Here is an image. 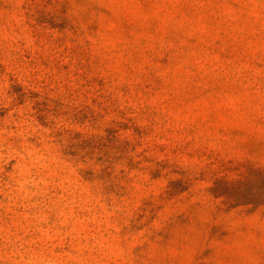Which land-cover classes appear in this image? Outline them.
<instances>
[{
    "label": "rangeland",
    "instance_id": "1",
    "mask_svg": "<svg viewBox=\"0 0 264 264\" xmlns=\"http://www.w3.org/2000/svg\"><path fill=\"white\" fill-rule=\"evenodd\" d=\"M0 264H264V0H0Z\"/></svg>",
    "mask_w": 264,
    "mask_h": 264
}]
</instances>
